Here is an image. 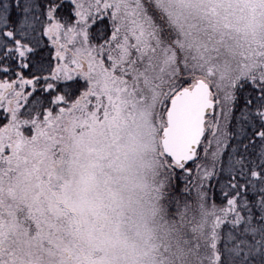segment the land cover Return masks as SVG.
I'll list each match as a JSON object with an SVG mask.
<instances>
[{
  "label": "snow or ice",
  "instance_id": "obj_1",
  "mask_svg": "<svg viewBox=\"0 0 264 264\" xmlns=\"http://www.w3.org/2000/svg\"><path fill=\"white\" fill-rule=\"evenodd\" d=\"M0 264H264V0H0Z\"/></svg>",
  "mask_w": 264,
  "mask_h": 264
}]
</instances>
